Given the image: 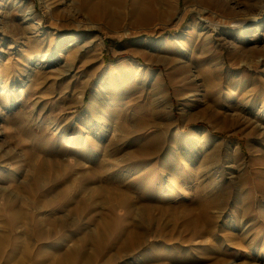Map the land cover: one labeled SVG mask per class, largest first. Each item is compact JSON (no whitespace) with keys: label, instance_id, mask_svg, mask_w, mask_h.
I'll use <instances>...</instances> for the list:
<instances>
[{"label":"rangeland","instance_id":"rangeland-1","mask_svg":"<svg viewBox=\"0 0 264 264\" xmlns=\"http://www.w3.org/2000/svg\"><path fill=\"white\" fill-rule=\"evenodd\" d=\"M96 1L0 0V264H264V202L248 211L235 201L211 208L210 214H220L212 236L201 234L208 217L195 216L208 196L196 191L199 182L220 178L226 200L233 195L227 184L239 171L252 196L264 176V0H142L146 12L135 17L132 0L112 5L109 14ZM108 93L117 113L94 131V122L75 121L90 96L101 100ZM72 128L99 154L117 146L114 159L126 150L138 155L141 144L159 135V151L128 160L131 174L121 178L149 183L148 196L164 201L170 220L180 225L178 239L150 229L134 250L121 236L143 226L130 223L125 209L101 194L75 207L86 193L82 184L94 189L107 177L80 176L78 169L88 171L99 158L76 164L73 156L83 148L68 156L67 171L53 181L41 185L33 178L40 164L66 157L57 150L65 142L62 132ZM190 131H201L196 144L187 138ZM12 202L26 213L19 223L9 220ZM69 214L77 225L71 233L116 215L96 258L94 242L79 241L82 262H64L73 242L47 225L36 227L41 217ZM243 214L252 225L249 242L225 224ZM174 240L180 251L171 248Z\"/></svg>","mask_w":264,"mask_h":264},{"label":"bare ground","instance_id":"bare-ground-1","mask_svg":"<svg viewBox=\"0 0 264 264\" xmlns=\"http://www.w3.org/2000/svg\"><path fill=\"white\" fill-rule=\"evenodd\" d=\"M143 1L142 0H132L133 16L134 17L142 15L146 12V5ZM96 2L98 5H100V6L102 5L103 8H105V7L108 8L107 9L108 13L106 12L107 14H109V12H111L112 5L118 6V7L124 6L123 0H97ZM111 98L112 97H110L109 93L104 98H101V100H98V98L94 95L90 96V101L88 103V106L81 114L82 117L77 118L75 121H77L79 124L84 123L83 122L84 119L86 121V124H87V122L88 123H90L91 121L94 122V127L90 128L91 130L94 131L97 128L98 124L105 123V121L108 117H110L112 114H115L118 112L119 107L116 106L117 103H115V101H113ZM55 128H56V132H58V133L61 132L59 126H56ZM163 131H166V130H163ZM201 131L203 132V136H206L204 133V129ZM201 131H197V132L196 131H190L187 138H189L190 140H194V144H196L198 141V136L200 135ZM68 132L71 133V135H67L66 133H68ZM174 132L176 135H178V136L180 135L179 132L176 131V129L174 130ZM162 136H163V134H162ZM62 137L65 140V142L62 145H60V147L57 151L63 155L65 154L66 157L64 158V157L58 156L57 157L58 163H55L53 166H50L49 164H46V163L40 164L39 167L34 171V174L32 173L33 178H35L39 182V184L44 185L50 180L53 181L54 178H56V176H59L63 172L67 171V166L69 165V163L71 161L68 156L69 155L73 156V153L75 150H77V148H79V147L83 148V150H84L83 154H80L78 157H75L76 155L73 156V159H74L76 164H80L82 162V160H89L90 158H93L94 156H99V158H98V160H96L92 164V166L90 167V169L88 171H86V170L84 171V169L83 170L78 169V171L76 170L80 174V176L86 177L87 175H90L91 178H94L95 176H97L99 174V176H105L106 175L107 177L104 179V182L100 183L94 189L91 188L90 186H88L87 184H82V186H81L82 192L84 191L86 193H83L82 195H80L82 197H80L79 199H76L74 201L75 207L79 208V206L83 202H85L87 199H89V198L91 199V198H93V196L95 197L96 195L101 194L104 196V198H106V200L108 198V200H110L109 202H113L114 204H112V205H116L118 207L125 209L129 215L130 223H133V225H136V226H139V225L143 226V229H139V228L138 229L136 228L135 230H129L128 229L121 236V240H124L125 244L129 242L128 244H130L131 249H134V250H137V249H139V247L142 246V244L144 242L143 240L149 239L150 234H147L144 238V232L149 231L150 229L151 230L155 229V231H157L156 234L158 233V235L160 233H163L166 236V239H168V238L169 239L170 238L178 239V236H179L178 233L181 231L180 225L177 223V221L170 220V218H169L170 213L168 210H166L168 205H166V203L164 201H162V200L158 201V199L153 200V199H151L150 196H148L147 185L149 183L144 182V181H134V180H128V179L121 178V175H123L124 173L127 174L129 172L128 174L129 175L131 174L130 171H126V170L131 168L129 165H127V163H129L128 160H130L132 162H137L141 157H143L145 155L146 156L151 155V154H154V152L156 153L157 151H159V148L156 144L157 143L156 141H158L157 137L154 138L153 140H147L143 144H141L139 146V148L137 149L138 155H135L132 151L126 150V153L120 159L119 158L114 159L112 157V154L117 153L118 149H119L117 146H114V145L109 147L108 150L106 149V151L101 153V154H99L97 151L91 150V148H89V146H87V144H86V137H84V135L81 133V131L76 129V128H72L71 131H64V133L62 132ZM77 145H79V146H77ZM158 145H159V143H158ZM261 159L264 160V155H262ZM54 161H53V163H54ZM114 161H115V163H114ZM229 166H232L229 169H231V171H233L232 168H234L235 166L233 164H230ZM140 170H142V168ZM230 174H231V172H230ZM238 174L240 176L237 179V181L236 180L234 181L235 182L234 184L232 181L231 182L228 181L230 183H228L227 185H232L233 195L231 196V198L226 199V200H225V198L227 196L225 197V186L223 185V183H221V182H223V180H221L220 178H216L213 176V178H211L207 181L203 180L204 182H202V183L199 182L198 184H196V191L197 192H204V193L206 192L208 194L207 198L205 200L201 201L198 204V206L196 207L197 212H196L195 216H197V217L198 216H203V217L205 216L204 218L207 219V217H208V219H209V223L207 224L208 227H206L202 231V233H201L202 235L212 236L217 230H219V224H217L216 218L219 217L220 214H218L217 216L216 215L214 216V214L213 215L210 214L209 211L211 210V208L215 207L217 209H220L224 205L226 206V204H227L226 201L227 202L235 201L236 204L238 203L240 205L241 209L248 211V209L253 208V206H254L253 204L255 201H257V205H256L257 207L260 206L262 202H264V176L261 175L262 177H260V179H258L259 184L257 186L256 194H254L252 196L251 192L249 190H246V184L244 186H242L246 181V180H244V181L241 180L242 179V173L239 171ZM87 178H88V176H87ZM229 178H231V180H233L232 177H229ZM224 182L227 183V181H225V180H224ZM70 186L71 185H69V187ZM107 186H109V187H107ZM159 188L160 189H158L156 194H157V196L160 197V195L162 196V194H163V189H162V187H159ZM56 189H58V192H60L59 191L60 188L57 187ZM136 189H138V190L141 189V190H146V191L139 193L136 191ZM85 195H87V196H85ZM59 196H60V194H59ZM26 199H23L24 205L29 206L31 198L27 197ZM102 199H103V197H102ZM52 200H53V198L49 197L48 201H47L48 204H51ZM39 202H40V205L42 206V204H41L42 201L40 200ZM47 202L45 201L44 203H47ZM102 205H103V203H102ZM109 205H110V203H109ZM110 209L112 210L111 206H110ZM72 211H74V210H72ZM8 212H9L8 213L9 220L11 222H14V223H19L24 218V216H26V213H24V211L20 207H17L15 204H13V202L10 205ZM167 213H168V215H166L167 218L164 221L159 222L158 219ZM62 215H64V214H62ZM68 216H70V217H68ZM68 216H67L68 218L65 216H53V215L41 217V219L36 221V227H38V228L40 227V225H38V224H43L44 225L43 227H45V225H47L46 226L47 229H49V231L52 230L53 231L52 233L55 236H62L63 241L71 240L73 242V246L69 247V249L67 250L66 253H63V254H65V256L61 257V259H63L64 262H67V261H69L71 263L72 262H78V261L82 262V259H83L82 256H83L84 249H83L82 245H77V242H79V241H82V242H87L90 240L93 241L94 242V250H95L94 256H95V258L97 256H99V254H100L99 252H101L102 249L104 248V246L106 245V242L108 241V239L110 237L111 230L115 226L114 217L116 215H112V216H114L113 218H107L105 216H102L101 218H98L95 220L93 228H90L89 226H83V227L80 226V228L74 233H71L68 231L71 227L77 226L75 223V219H74L76 217L72 216V214H69ZM237 217H238V215H237ZM80 218H82V217H80ZM69 220H71V221H69ZM34 221H35V219H34ZM195 222H196V220H195ZM225 224L228 225L229 226L228 228H230V229H231V227L240 229L241 233H243V235H244L243 238L245 240H248L247 242L250 241L248 239V236H249V234H251L250 232H251L252 225L250 224V222H247V217L245 216V214H243V216L239 219L234 217L230 220V222H226ZM57 225H58V227H57ZM181 225L183 226L182 223H181ZM43 231H44V229H43ZM189 232L191 233V235L193 237L194 221H192L189 224ZM44 233L48 234V236H51V234L49 232H47L46 230L44 231ZM221 233H223V232H221ZM240 241H241V243L243 242L242 240H240ZM178 243H179V240H174V243L171 245V248H173V250L175 252L180 251V249L182 248L181 245ZM223 247L225 249H232L233 248L232 245L231 246H223ZM69 253H72L73 255H70ZM191 254L193 256L194 252H191ZM218 263H221V262L219 261ZM190 264H194V262H191Z\"/></svg>","mask_w":264,"mask_h":264}]
</instances>
